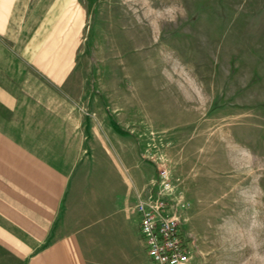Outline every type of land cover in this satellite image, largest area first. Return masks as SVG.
I'll use <instances>...</instances> for the list:
<instances>
[{
    "label": "rangeland",
    "instance_id": "374dc122",
    "mask_svg": "<svg viewBox=\"0 0 264 264\" xmlns=\"http://www.w3.org/2000/svg\"><path fill=\"white\" fill-rule=\"evenodd\" d=\"M84 2L46 46L59 62L30 65L23 96L45 99L29 127L78 126L76 173L96 138L130 166L163 154L187 202L188 264H264V0ZM39 136L76 155L72 133Z\"/></svg>",
    "mask_w": 264,
    "mask_h": 264
},
{
    "label": "crops",
    "instance_id": "0c3cea01",
    "mask_svg": "<svg viewBox=\"0 0 264 264\" xmlns=\"http://www.w3.org/2000/svg\"><path fill=\"white\" fill-rule=\"evenodd\" d=\"M86 4L0 0V264H150L145 253L141 257L133 207L156 168L130 166L96 138L94 156L76 173L80 128H30L27 120L29 103L45 99L24 97L30 65L45 69V62H59L60 53L46 46H55L61 13L82 14ZM51 12L59 17L46 21ZM45 133H72L76 155L62 153L63 138L39 136ZM129 168L134 183L126 190Z\"/></svg>",
    "mask_w": 264,
    "mask_h": 264
},
{
    "label": "built area",
    "instance_id": "2783aa9c",
    "mask_svg": "<svg viewBox=\"0 0 264 264\" xmlns=\"http://www.w3.org/2000/svg\"><path fill=\"white\" fill-rule=\"evenodd\" d=\"M156 177L149 191L134 205L140 239L151 264H188L194 258V240L186 231L187 202H179L172 171L160 154L153 160Z\"/></svg>",
    "mask_w": 264,
    "mask_h": 264
}]
</instances>
